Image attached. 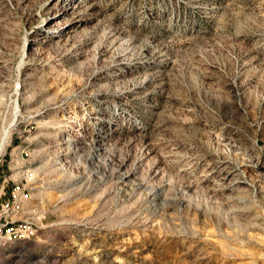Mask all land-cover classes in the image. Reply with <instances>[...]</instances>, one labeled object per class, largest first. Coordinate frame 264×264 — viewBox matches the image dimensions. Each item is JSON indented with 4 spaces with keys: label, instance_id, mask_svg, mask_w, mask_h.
<instances>
[{
    "label": "rangeland",
    "instance_id": "374dc122",
    "mask_svg": "<svg viewBox=\"0 0 264 264\" xmlns=\"http://www.w3.org/2000/svg\"><path fill=\"white\" fill-rule=\"evenodd\" d=\"M0 264H264V0H0Z\"/></svg>",
    "mask_w": 264,
    "mask_h": 264
},
{
    "label": "bare ground",
    "instance_id": "6f19581e",
    "mask_svg": "<svg viewBox=\"0 0 264 264\" xmlns=\"http://www.w3.org/2000/svg\"><path fill=\"white\" fill-rule=\"evenodd\" d=\"M15 106H16V105H15ZM6 133H7V132L5 131V132H4V136L6 135Z\"/></svg>",
    "mask_w": 264,
    "mask_h": 264
}]
</instances>
